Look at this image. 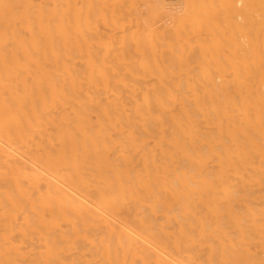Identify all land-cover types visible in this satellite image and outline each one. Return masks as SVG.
Here are the masks:
<instances>
[{"label":"bare ground","instance_id":"obj_1","mask_svg":"<svg viewBox=\"0 0 264 264\" xmlns=\"http://www.w3.org/2000/svg\"><path fill=\"white\" fill-rule=\"evenodd\" d=\"M82 5L140 61L82 71L78 0H0V264H264V0Z\"/></svg>","mask_w":264,"mask_h":264},{"label":"rangeland","instance_id":"obj_2","mask_svg":"<svg viewBox=\"0 0 264 264\" xmlns=\"http://www.w3.org/2000/svg\"><path fill=\"white\" fill-rule=\"evenodd\" d=\"M114 0H108L109 3H112ZM141 3V8H146L147 0H137ZM99 2V1H98ZM83 0H78V21H77V30H78V61L79 67L82 71H97L101 68L106 70H128L123 67L124 63L129 61H140L139 57L135 55H128L125 51L118 46V42L122 38V35L129 33V30L125 29V26H122V21H116V23L108 26L110 28L109 34H115L113 39L116 42V45H109L110 43H101L100 47H93L92 41L94 40L91 36V31H94L98 28H102V19L94 20V18H89L87 21L84 20L83 16ZM172 11L173 9L170 8ZM108 12L104 13V16H108ZM108 18V17H107ZM87 22V23H86ZM90 29V33L88 32ZM149 38H152L156 41L157 35L155 31H147ZM87 38L89 45L85 47L84 39ZM97 41V40H95ZM200 63L203 65H218L225 62V56H216V55H205L202 54L196 57ZM218 68H214L216 70ZM202 70H205L202 68Z\"/></svg>","mask_w":264,"mask_h":264}]
</instances>
